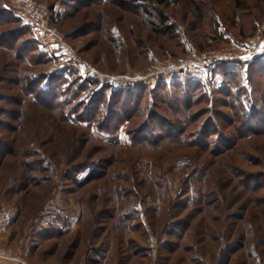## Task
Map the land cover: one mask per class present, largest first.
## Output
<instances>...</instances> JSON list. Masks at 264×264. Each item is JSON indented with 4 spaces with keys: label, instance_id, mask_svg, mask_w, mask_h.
Wrapping results in <instances>:
<instances>
[{
    "label": "rangeland",
    "instance_id": "374dc122",
    "mask_svg": "<svg viewBox=\"0 0 264 264\" xmlns=\"http://www.w3.org/2000/svg\"><path fill=\"white\" fill-rule=\"evenodd\" d=\"M246 2L250 22L234 0H0V36H21L0 41V260L264 264V4Z\"/></svg>",
    "mask_w": 264,
    "mask_h": 264
},
{
    "label": "trees",
    "instance_id": "16d2710c",
    "mask_svg": "<svg viewBox=\"0 0 264 264\" xmlns=\"http://www.w3.org/2000/svg\"><path fill=\"white\" fill-rule=\"evenodd\" d=\"M158 1H159V3L161 5H164V4L167 3L168 0H158ZM173 1H175L176 3L179 2V1H185V2H189V3L192 4V0H173ZM234 2H235L234 6H235L236 17L240 18V20L243 21V22L245 20H247V19H248V22H250L249 17H252V15H251V10L252 9L250 8L251 6L246 2V0H234ZM256 2H258L259 4H264V0H256ZM200 4H201L200 2H196V7L200 8L201 7ZM202 11H204V10H202ZM197 14L203 15V12H201V10L199 9ZM165 19L166 18L163 16L162 17V22L166 23ZM257 22H258V19H257V17H255L252 20V22L249 23V25L250 26H255ZM169 29H171V28L167 27V28H164V29H160V31L165 32V31H167ZM19 32L20 31L3 34V37H1L2 36L1 35L0 36L1 45L4 46V47H8V48H16L17 47L16 45H20L19 41H20L21 36H19L20 35ZM8 41H10V42L8 43ZM20 49H22L21 46H20ZM253 66L254 67L256 66L257 70L255 71V73L259 76L260 80L264 81V60H259L258 62H254ZM41 82H42L41 80L40 81H35V83L32 84V90H34V92H33L34 94H35V89L41 85ZM262 87L264 89V85ZM49 89H50V87H48L47 89H41L40 88L39 92L35 94L36 97L38 99H42V97H44L43 94L44 93H48ZM262 93L264 94V91ZM122 94H124V95L126 94V104H125V108L126 109L131 106L134 98L138 99V94H136V91H124V92H122ZM97 96H101L99 101L102 102L104 100V97L101 94H99ZM176 96H178V98L176 99V101H174V105L176 106V104H179V106L177 105L176 108H175V110L176 109L178 110V108L179 109L181 108V105H182L181 103L186 104L185 101H187V100L185 99L184 102H182V99H183V97L185 98V96L183 95V93L180 94V91L178 93H176ZM51 99L53 100V99H57V98L54 97V98H51ZM46 100H48V99H46ZM163 101L166 102V99H163ZM83 107H85V105H82V107L80 108L81 110L78 107V109L75 111V115L79 116L78 118L81 119V121H89V122H92V123L93 122L97 123L96 120H97L98 114L101 112L100 111L101 110V106L98 104V102L92 100L90 105L88 107H86L84 110L82 109ZM82 110H83V112H82ZM187 111L188 110L186 109L185 112H184V113H186V116L182 115L181 116L182 118H180V120H182L183 123L191 122V117H190V115H189V113ZM259 113H260L259 111L258 112H252V114H250L249 119H247L248 122L245 119V116L243 117L241 115V113H239V112L235 113V115L238 116V118L240 120V127L238 128V130H236V135L239 136L240 134L242 135L244 132H246L247 129H248V126L250 127L249 122L251 121V119H253L255 114H259ZM124 115L126 117V114H124ZM111 117L112 116H109L110 119H111ZM128 118H129V116H128ZM159 118L160 117H158V119ZM110 119H108V120H110ZM258 119H259V121L257 120V117H256V119H253L255 121L254 122L255 123L254 126L260 125V122H262V121H263L262 123H264V120H261L260 118H258ZM146 128H148V127H146ZM102 130L103 131H108V130H105L104 128H102ZM262 130H264V128H261L260 131H262ZM151 132L154 133L153 130H151ZM180 136H181L180 133H177V134H175V136H173V133L168 131L165 134L164 137H167L168 139H171V138L175 137V139H177ZM160 137H162V136H159L158 138L154 137L155 138L154 140L159 139ZM228 148H230V147H228Z\"/></svg>",
    "mask_w": 264,
    "mask_h": 264
},
{
    "label": "crops",
    "instance_id": "0c3cea01",
    "mask_svg": "<svg viewBox=\"0 0 264 264\" xmlns=\"http://www.w3.org/2000/svg\"><path fill=\"white\" fill-rule=\"evenodd\" d=\"M259 29H257V30H254V34H256V33H258L259 31H258ZM262 33V32H261ZM260 33V34H261ZM1 241H3V239L2 238H0V255L2 256L3 254H5L6 253V250H4V249H2L1 248ZM0 264H23V263H20V262H10V261H4V260H0Z\"/></svg>",
    "mask_w": 264,
    "mask_h": 264
},
{
    "label": "built area",
    "instance_id": "2783aa9c",
    "mask_svg": "<svg viewBox=\"0 0 264 264\" xmlns=\"http://www.w3.org/2000/svg\"><path fill=\"white\" fill-rule=\"evenodd\" d=\"M11 253H12L11 251L8 253V257H7V258L12 259L11 256H10ZM13 259H14L16 262H17V261H20V259H16V258H13ZM20 262H22V261H20ZM22 263L24 264V262H22Z\"/></svg>",
    "mask_w": 264,
    "mask_h": 264
}]
</instances>
